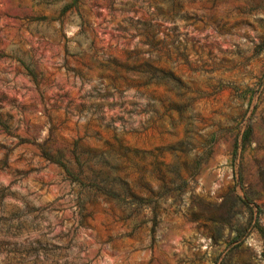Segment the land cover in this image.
Returning <instances> with one entry per match:
<instances>
[{
  "label": "rangeland",
  "instance_id": "obj_1",
  "mask_svg": "<svg viewBox=\"0 0 264 264\" xmlns=\"http://www.w3.org/2000/svg\"><path fill=\"white\" fill-rule=\"evenodd\" d=\"M0 264H264V0H0Z\"/></svg>",
  "mask_w": 264,
  "mask_h": 264
}]
</instances>
